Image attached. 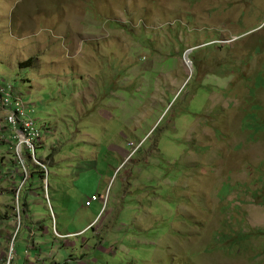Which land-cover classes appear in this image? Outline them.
Instances as JSON below:
<instances>
[{
	"label": "rangeland",
	"instance_id": "obj_1",
	"mask_svg": "<svg viewBox=\"0 0 264 264\" xmlns=\"http://www.w3.org/2000/svg\"><path fill=\"white\" fill-rule=\"evenodd\" d=\"M0 82V264H264V0H0Z\"/></svg>",
	"mask_w": 264,
	"mask_h": 264
},
{
	"label": "built area",
	"instance_id": "obj_2",
	"mask_svg": "<svg viewBox=\"0 0 264 264\" xmlns=\"http://www.w3.org/2000/svg\"><path fill=\"white\" fill-rule=\"evenodd\" d=\"M34 104L30 100H25L23 95L9 83L0 82V111L5 113V123L11 132V144L13 146V154L21 169L22 182L16 189V198L21 192L22 185L29 179L30 173L24 164V153L27 154L29 163L35 168L46 170L41 159L36 158V148L42 144V132L35 126V120L32 118L34 112ZM32 154H28V153ZM43 179L45 180L44 176ZM100 197L92 195L85 202V206L89 207L93 202L99 201ZM18 211V208H17ZM19 213V211H18ZM11 253V249H10ZM9 257L8 264H10Z\"/></svg>",
	"mask_w": 264,
	"mask_h": 264
},
{
	"label": "crops",
	"instance_id": "obj_3",
	"mask_svg": "<svg viewBox=\"0 0 264 264\" xmlns=\"http://www.w3.org/2000/svg\"><path fill=\"white\" fill-rule=\"evenodd\" d=\"M0 131H2V129H0ZM42 146H43V144H41L39 147H42ZM50 157H52V155L49 156L48 159H49ZM49 162L51 163V158L49 159ZM35 173H38V171H36V169L33 171V173L31 174L30 178H31ZM16 174H18V171L16 172ZM41 175H42L41 173H38V176H39L40 179L42 180L43 177H42ZM16 188H17V187H16ZM16 188H15V189H16ZM15 189H14V190H15ZM12 191H13V190H12ZM13 192H14V191H13ZM47 199H48V198H47ZM100 200H101V199H100ZM96 202H97V201H96ZM22 205H23V206H22ZM22 205H21V206H22V211H23V213H24V212L28 209V206H27L26 203H24V204H22ZM91 205H92V204H91ZM91 205H90V206H91ZM90 206H89V207H90ZM12 211H13V210H12ZM54 218H55V217L52 215V220H53ZM53 225H54V222H52V229H53ZM90 225H91V224L85 226L84 228H82L81 230H79V231H77V232H73V233H70V234H66V233H65V234H59L58 231L54 229V237H56V238H63V237H66V236L76 237V236L81 235V233L84 232L87 228H89ZM10 226L12 227L13 225L11 224ZM31 227H32L31 229H32L33 231L29 230V234H30V239H29V241H30V243H32L33 245H35L34 238H32V237H34V236L37 235V234L41 235V233H44V232H45L46 228L43 227V226L40 224V221H38V222H32V226H31ZM14 234H15V233L10 234V232L7 231V237H8V240H7V242L3 245L4 250H6V249L8 250L9 245H10V249H11V248H14V247H13L14 244H12L13 239H14ZM26 253H28V252L26 251ZM35 257H36L37 261H36L34 264L42 263V261H41V259H40V252L36 253Z\"/></svg>",
	"mask_w": 264,
	"mask_h": 264
},
{
	"label": "flooded vegetation",
	"instance_id": "obj_4",
	"mask_svg": "<svg viewBox=\"0 0 264 264\" xmlns=\"http://www.w3.org/2000/svg\"><path fill=\"white\" fill-rule=\"evenodd\" d=\"M180 73H182V74H183V73H184V71H180ZM166 76H167V75H166ZM166 76H165V78H166ZM176 77H177V75H176V74H172V73H169V74H168V78H169V80H174V81H175V80H176ZM174 81H173V82H174ZM155 88H156V87H155V86H153V88H152V92H154V91H155ZM147 96L150 98V90H149V92L147 93Z\"/></svg>",
	"mask_w": 264,
	"mask_h": 264
},
{
	"label": "trees",
	"instance_id": "obj_5",
	"mask_svg": "<svg viewBox=\"0 0 264 264\" xmlns=\"http://www.w3.org/2000/svg\"><path fill=\"white\" fill-rule=\"evenodd\" d=\"M33 62H34L33 59H28L25 62L19 63V66L21 68H28V67H31L33 65ZM41 176L43 177V174Z\"/></svg>",
	"mask_w": 264,
	"mask_h": 264
},
{
	"label": "clouds",
	"instance_id": "obj_6",
	"mask_svg": "<svg viewBox=\"0 0 264 264\" xmlns=\"http://www.w3.org/2000/svg\"><path fill=\"white\" fill-rule=\"evenodd\" d=\"M100 201V200H99Z\"/></svg>",
	"mask_w": 264,
	"mask_h": 264
}]
</instances>
